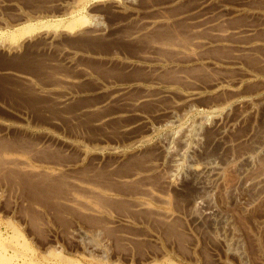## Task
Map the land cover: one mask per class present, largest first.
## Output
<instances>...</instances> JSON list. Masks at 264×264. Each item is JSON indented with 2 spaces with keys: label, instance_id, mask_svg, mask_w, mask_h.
I'll return each instance as SVG.
<instances>
[{
  "label": "rangeland",
  "instance_id": "rangeland-1",
  "mask_svg": "<svg viewBox=\"0 0 264 264\" xmlns=\"http://www.w3.org/2000/svg\"><path fill=\"white\" fill-rule=\"evenodd\" d=\"M263 161L264 0H0V264H264Z\"/></svg>",
  "mask_w": 264,
  "mask_h": 264
},
{
  "label": "bare ground",
  "instance_id": "bare-ground-1",
  "mask_svg": "<svg viewBox=\"0 0 264 264\" xmlns=\"http://www.w3.org/2000/svg\"><path fill=\"white\" fill-rule=\"evenodd\" d=\"M208 1V0H207ZM207 3V2H206ZM205 2H203V3H201L204 7L206 6L205 4H206ZM201 4H200V6H198V7H201ZM202 8V7H201ZM203 9V8H202ZM198 9H196V11H197ZM201 11H204V10H201ZM200 11V12H201ZM165 14V13H164ZM191 15H193V14H191ZM196 15V14H195ZM202 16V14H199V16ZM187 16V15H186ZM211 16V15H210ZM155 17V16H154ZM164 17V16H163ZM190 17V16H189ZM197 17V16H196ZM196 17H194V18H196ZM214 17H215V15H214ZM217 17V16H216ZM216 17H215V19H216ZM201 18V17H200ZM192 19V18H191ZM206 19V18H205ZM207 20V19H206ZM212 20V19H211ZM235 20V19H234ZM202 21V20H201ZM200 21V22H201ZM208 21V20H207ZM228 21V20H227ZM203 22V21H202ZM220 22H222V21H220ZM194 23V22H193ZM195 24V23H194ZM251 24V23H250ZM196 25V24H195ZM199 25V24H198ZM254 25V24H253ZM261 25V24H260ZM30 26V25H29ZM220 26H222V25H220ZM256 26V25H255ZM219 27V26H218ZM225 27V26H224ZM223 28V27H222ZM251 28H253V27H251ZM166 29V28H165ZM185 29V28H184ZM218 28H216V30H217ZM221 30V29H220ZM241 30V29H240ZM243 30H245V29H243ZM249 30V29H248ZM221 31H224V30H221ZM165 32V31H164ZM198 32V31H197ZM196 32V33H197ZM231 32V31H230ZM259 32V31H258ZM173 33V32H172ZM172 33H168V32H166L164 35H162V33L160 34V35H158V36H161V44H163V45H165V46H167V47H169V48H171L172 46H175V45H177L179 42L178 41H180L179 39H176V38H178L177 36H175V37H172L173 35H172ZM176 33V32H175ZM221 33H223V32H221ZM86 34V33H85ZM198 34V33H197ZM196 34V35H197ZM239 34V33H238ZM244 34H246V33H244ZM251 34V33H250ZM15 35V34H14ZM124 35H125V33H124ZM127 35V34H126ZM194 35V34H193ZM201 35V34H200ZM226 35V34H225ZM229 35V34H228ZM241 35V34H240ZM141 36V35H140ZM157 36V37H158ZM216 36V35H215ZM214 36V37H215ZM218 36H220V35H218ZM222 36V35H221ZM227 36V35H226ZM206 37V36H205ZM223 37H224V35H223ZM209 39L211 38V37H208ZM218 38V37H217ZM217 38H215V39H217ZM220 38V37H219ZM218 38V39H219ZM225 38V37H224ZM223 38V39H224ZM230 38V37H229ZM262 38V37H261ZM181 39H183V38H181ZM185 40L187 39V37L186 38H184ZM191 39H193V38H191ZM226 39V38H225ZM224 39V40H225ZM212 40V39H211ZM220 40V39H219ZM229 40V39H228ZM248 40V39H247ZM160 41V40H159ZM202 41V40H201ZM216 41V40H215ZM181 42V41H180ZM182 42H184L185 43V41H182ZM193 42V41H192ZM200 42V41H199ZM198 42V43H199ZM203 42V41H202ZM206 42V41H205ZM213 42V41H212ZM242 42V41H241ZM201 43V42H200ZM204 43V42H203ZM247 43V42H246ZM185 44H187V43H185ZM205 44V43H204ZM160 45V44H159ZM182 45V44H181ZM195 45V44H194ZM203 45V44H202ZM215 45V44H214ZM184 47H185V45H183ZM198 46H200V45H198ZM213 46V45H212ZM229 46H231V45H228L227 46V48L229 47ZM235 46H237V45H235ZM188 47V46H187ZM244 47V46H243ZM156 48V47H155ZM206 48V47H205ZM235 48V47H234ZM234 48H232V49H234ZM250 48V47H249ZM140 49V48H139ZM162 49H164V48H162ZM168 49V48H167ZM174 49V48H173ZM204 49V48H203ZM207 49H208V47H207ZM243 49V48H242ZM242 49H240V50H242ZM200 50H202V49H200ZM206 50V49H205ZM221 50V49H220ZM167 51V50H166ZM213 51V50H212ZM181 52V51H180ZM236 52V51H235ZM182 53V52H181ZM218 53V52H217ZM237 53V52H236ZM194 54V53H193ZM192 54V55H193ZM198 54V53H197ZM194 55H196V54H194ZM246 55V54H245ZM244 55V56H245ZM197 56V55H196ZM200 56H202V53L200 54ZM206 56V55H205ZM205 56H204V59H206L205 58ZM239 56V55H238ZM198 57V56H197ZM193 57H191V59H192ZM195 58V57H194ZM201 58V57H200ZM236 58V57H235ZM197 59V58H196ZM202 59V58H201ZM233 59V58H232ZM27 60V59H26ZM208 60V59H207ZM231 60V59H230ZM237 60V59H236ZM41 61V60H40ZM189 61V60H188ZM235 61V60H234ZM208 62V61H207ZM29 63V62H28ZM209 63V62H208ZM207 63V64H208ZM229 64L230 63H232V61L231 62H228ZM235 63V62H234ZM17 66V65H16ZM36 66V65H35ZM38 66V65H37ZM41 66V65H40ZM234 66H236V65H234ZM233 66V67H234ZM237 67V66H236ZM42 70V69H41ZM35 72V71H34ZM53 72V71H52ZM64 72V71H63ZM231 72V71H230ZM212 73V72H211ZM49 76V75H48ZM224 76V75H223ZM13 78V77H12ZM174 79V78H173ZM51 80V79H50ZM61 80V79H60ZM144 81V80H143ZM20 82V81H19ZM153 82V81H152ZM219 84V83H218ZM219 86V85H218ZM120 89V88H119ZM123 89V88H122ZM121 92V91H120ZM124 92H122V94H123ZM148 93V92H147ZM121 95V94H120ZM144 95V94H143ZM190 95V94H189ZM196 95V94H195ZM158 96V95H157ZM117 97H119V96H117ZM121 98H122V96H120ZM156 97V96H155ZM192 97V96H191ZM108 98V97H107ZM117 99V98H116ZM126 99V98H125ZM145 99V98H144ZM160 99V98H159ZM162 99V98H161ZM194 99V98H193ZM121 100H123V99H121ZM119 101V100H118ZM125 101V100H124ZM142 101V100H141ZM43 102V101H42ZM132 103V102H131ZM55 105V104H54ZM42 106V105H41ZM131 106V105H130ZM145 107V106H144ZM102 108V107H101ZM131 109V108H130ZM62 110V109H61ZM130 111V110H129ZM131 111H132V109H131ZM135 111V110H134ZM54 113V112H53ZM50 114V113H49ZM124 117V116H123ZM100 119V118H99ZM98 119V120H99ZM141 119V118H140ZM205 120V119H204ZM80 126V125H79ZM195 127V126H194ZM199 128V127H198ZM80 130V129H79ZM202 132V131H201ZM198 134V133H197ZM253 137V136H252ZM214 138V137H213ZM254 138V137H253ZM25 139V138H24ZM30 139V138H29ZM211 140H213L212 138H210V141ZM23 141V140H22ZM262 141V140H261ZM215 142V141H214ZM220 142V141H219ZM27 143V142H26ZM25 143V144H26ZM31 143V142H30ZM37 143V142H36ZM245 143H247V142H245ZM242 144H244V143H242ZM37 145V144H36ZM218 146V145H217ZM73 152V151H72ZM46 153V152H45ZM237 153V152H236ZM61 154V153H60ZM43 155H45V154H43ZM38 158V157H37ZM10 159V158H9ZM8 160V159H7ZM9 162H10V160H8ZM21 161V160H20ZM24 163V162H23ZM60 163V162H59ZM137 163V162H136ZM9 164V163H8ZM14 164V163H13ZM12 164V165H13ZM62 164V163H61ZM63 166L65 165V164H62ZM153 166V165H152ZM263 169H264V161L262 162V164L260 165ZM8 167V166H7ZM67 167V166H66ZM16 168V167H15ZM197 169V168H196ZM18 170H19V167H18ZM193 170V169H192ZM260 170H262V169H260ZM27 171V170H26ZM198 171V170H197ZM259 171V170H258ZM78 172V171H77ZM196 172V171H195ZM263 172V171H262ZM65 173H67V172H65ZM74 173V172H73ZM72 173V174H73ZM84 173V172H83ZM237 173V172H236ZM260 173H261V171H260ZM63 174V173H62ZM75 175V174H74ZM76 175H78V174H76ZM80 175V174H79ZM69 176H70V174H69ZM227 176V175H226ZM79 177V176H78ZM84 177H87L86 176V174H85V176ZM83 177V180H85V178ZM225 177V176H224ZM235 177V176H234ZM45 178H47V177H45ZM44 178V179H45ZM73 178V177H72ZM226 178V177H225ZM77 179V178H76ZM137 179V178H136ZM210 179V178H209ZM248 179V178H247ZM28 180V179H27ZM30 180V179H29ZM39 180V179H38ZM82 180V181H83ZM90 180V179H89ZM235 178H233L232 176H227V178H226V181H225V183H224V191L226 192V191H229L231 188H233V185L235 184ZM32 181V180H31ZM46 181V180H45ZM49 181H50V179H49ZM61 181H63V180H61ZM65 181V180H64ZM76 181V180H75ZM81 181V182H82ZM58 182V181H57ZM80 182V181H79ZM39 183V182H38ZM61 183V182H60ZM73 183V182H72ZM97 183V182H96ZM35 184V183H34ZM33 184V185H34ZM77 184V183H76ZM18 185V184H17ZM31 185V184H30ZM46 185V184H45ZM48 185V184H47ZM62 185V184H61ZM66 185H68V184H66ZM70 185V184H69ZM29 186V185H28ZM36 186V185H35ZM45 187V186H44ZM54 187V186H53ZM55 188V187H54ZM118 188V187H117ZM31 189H33V188H31ZM43 189H45V188H43ZM46 189H47V187H46ZM45 189V191L47 192V190ZM49 189V188H48ZM51 189V188H50ZM69 189V188H68ZM87 189V188H86ZM29 190H30V188H29ZM35 190H37V189H35ZM52 190V189H51ZM83 191V190H82ZM85 191H87V190H85ZM169 191V190H168ZM32 192V191H31ZM36 192H38V190L36 191ZM35 192V193H36ZM41 192V191H40ZM44 192V191H43ZM49 192V191H48ZM97 192V191H96ZM53 193V192H52ZM91 193V192H90ZM99 193V192H98ZM44 194H45V192H44ZM44 194H42L43 195V197H44ZM64 194H66L65 192H64ZM147 194V193H146ZM46 195V194H45ZM63 195V194H62ZM46 196H48V195H46ZM54 196V195H53ZM65 196V195H64ZM92 196H94V194L92 195ZM42 197V196H41ZM59 197V196H58ZM62 197V196H61ZM27 198V197H26ZM42 199H44L45 200V198H42ZM49 199V198H48ZM47 199V200H48ZM256 199V198H255ZM50 200V199H49ZM54 200V199H53ZM70 200V199H69ZM93 200H94V198H93ZM165 200V199H164ZM70 201H76V199H71ZM40 202V201H39ZM42 202V201H41ZM45 202V201H44ZM48 202V201H47ZM77 202V201H76ZM81 202V201H80ZM94 202V201H93ZM101 202H103V201H101ZM49 203V202H48ZM85 203V202H84ZM98 203V202H97ZM54 204V203H53ZM81 204V203H80ZM45 205V204H44ZM99 205V204H98ZM51 206V205H50ZM72 206V205H71ZM80 206V205H79ZM82 206V205H81ZM106 206V205H105ZM58 207V206H57ZM62 207V206H61ZM84 207V206H83ZM57 210V209H56ZM55 210V211H56ZM59 210V209H58ZM61 210V209H60ZM217 212H208V213H205L204 215H200V214H198V219H201V218H204L205 220H209L214 214H216ZM229 213V212H228ZM73 215V214H72ZM200 215V216H199ZM159 217V216H158ZM243 218V217H242ZM243 220V219H242ZM201 221V220H200ZM203 221V220H202ZM32 226V225H31ZM100 226V225H99ZM169 233V232H168ZM72 235V234H71ZM171 235V234H170Z\"/></svg>",
  "mask_w": 264,
  "mask_h": 264
}]
</instances>
